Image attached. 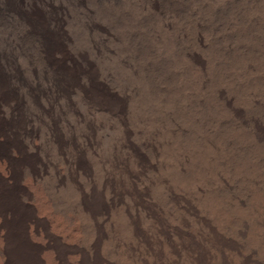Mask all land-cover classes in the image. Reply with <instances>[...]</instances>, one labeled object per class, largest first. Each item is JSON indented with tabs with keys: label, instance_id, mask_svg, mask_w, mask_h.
Listing matches in <instances>:
<instances>
[{
	"label": "bare ground",
	"instance_id": "6f19581e",
	"mask_svg": "<svg viewBox=\"0 0 264 264\" xmlns=\"http://www.w3.org/2000/svg\"><path fill=\"white\" fill-rule=\"evenodd\" d=\"M241 3L0 0V264H234L229 226L264 264V126L249 120L227 163L191 108Z\"/></svg>",
	"mask_w": 264,
	"mask_h": 264
},
{
	"label": "rangeland",
	"instance_id": "374dc122",
	"mask_svg": "<svg viewBox=\"0 0 264 264\" xmlns=\"http://www.w3.org/2000/svg\"><path fill=\"white\" fill-rule=\"evenodd\" d=\"M244 2L246 3V5H245ZM255 2H257V4ZM260 3L261 4H260V8H259V0H242V3L240 4V8L243 11V16H244L245 21H242V19L240 21L238 20L236 22V29H235V31L233 30V32H232L233 27H231V26H228V27L225 26L227 28L223 30L224 33H223L222 36L225 37V38H226V34L225 33H228L229 37H230V34L232 32L230 41H227L226 39L223 38L224 45H225V43L227 44V42H228V44L226 46V52L228 51V53L231 55L230 56L231 57L230 60L227 59V58L225 60H223V61L221 60V62L223 63V66L220 65V67L222 66V68H220L219 71H218V64H216V62H214V61L206 62L208 67H207L206 72H204V75L205 74L206 75L203 76V85L204 86L202 85V87H200V88H198V87L195 88L194 92H193V103H192V107H191L192 108V113L196 117L198 116V119H199V117L203 118V123H204L205 129H206V131H205L206 138L208 140L211 139V141L214 142V145H215L214 151H216V149L218 150L219 158H220V153L223 152L222 155L225 156L224 158H225L226 161L228 160L227 163L230 161V158L232 159V157L234 156V154H235L234 152H236V150L233 152V150L231 149L232 148L231 146H232L233 143L230 144V147H229V144H227V142L229 143L230 140L231 141L238 140V136L241 135L242 130L245 129L246 124H247V122L249 120L250 121L256 120L257 122L261 123L264 126V64H262L259 60L255 59V55L256 54L254 55V53H257V51H260L261 53L264 52V0H261ZM238 6H239V4L235 8L238 9ZM228 8H230V7L223 8V9L219 8L220 12H218L217 18H216V22L218 24L225 17L226 18L224 19L223 22H221V24H224L225 21L228 24L229 17H227V15H228V12L231 10V8H230V10ZM225 10L228 11L227 14H226ZM221 24L219 25V29L220 30H221V26H222ZM237 40L239 41V44H238ZM235 41L237 43H235ZM214 43H216V40H214ZM235 44H236V46H235ZM237 45H240V46L242 45V46L240 47V46H237ZM249 45L252 47L251 49H250ZM242 47L243 48L245 47V48L243 49ZM239 49H240V51H239ZM236 52H239V53H236ZM250 53H252L253 56H254V58L252 57V55L250 56L252 60L250 59V57L248 55ZM203 55H205V54H203ZM227 56H229V55L227 54ZM210 58H211V56L209 55L208 59H210ZM241 59L242 60L246 59V60L242 61ZM237 64H238V67L236 66ZM214 65L217 66V71L215 72L216 76L214 75V77H211L213 74L212 75L211 74L208 75V72L210 71L209 69L213 68ZM250 68L252 69V72H251ZM258 70H259V73H258ZM249 71H250V73H249ZM217 73H218V76H217ZM208 77H210V78H208ZM217 77L220 78V79L218 80ZM214 79H217V80L214 81ZM205 80H207V81H205ZM217 81H220V82H217ZM204 82H205V84H204ZM219 83L221 84V86H222V83H223V86H225V87L222 86V88H220ZM224 83H226V84H224ZM212 84H213V86H212ZM215 85H216V87H215ZM217 87H219V89H220V90H218L219 94H216V89L215 88H217ZM202 89L205 90V91H203ZM221 90H222V93H221ZM210 92H212V93H210ZM218 95H220V96H218ZM221 95H222V97H221ZM218 97H219V99H218ZM223 102H225V104H227V106ZM254 102H256V103H254ZM199 105H201V107ZM221 106H222V108H221ZM225 107H226V110H225ZM232 107H240L241 114H242L241 117H243V120L241 119V121H240L238 119L239 117H236L234 115L235 116V120H236V122L234 124H232V123L235 120L233 122H231V120L228 121V118H231L232 116L230 117L229 116V112H227V111L229 109H232ZM207 108H208V111H206ZM220 109H221V113L222 112H225V113H222L224 115L221 114L220 118L218 116V119L216 121L217 114H218L217 110H220ZM198 111L200 113H197ZM180 112H182V109H180ZM225 114H227V115L225 116ZM214 116H216V117H214ZM181 120H182V116H181ZM220 120L222 121V123L219 124ZM249 124H250V122H249ZM232 126L234 127L233 131H232ZM246 129H247V127H246ZM220 142L223 143V144H221ZM224 143H226L227 145L224 144ZM222 145H223V147H222ZM237 145H240V147H241V144H237ZM224 146H225V148H224ZM250 146L253 148V145H250V143H249V146H246L247 147L246 150L249 148L247 150V152L249 150L250 151L252 150V148H250ZM219 148H220V151H219ZM223 149H224V151H223ZM224 153H226V155ZM227 155H228V157H227ZM224 158H223V163L225 162L224 164L228 165L226 163V161L224 160ZM260 158H259V162L262 161V158L261 159ZM232 162H230V163H232L234 165V162H235L234 159H233ZM236 176L237 175L234 172V173H231L230 178L231 179L233 178V180H234L233 182L234 183L236 182L237 183L236 185L239 186L238 182L242 181L243 176H241V174L238 177H236ZM232 186H233V188L235 187L234 185H232ZM225 188H228V187H225ZM193 193L194 192H191V194H190V192H189L187 194V196L192 198V196L194 197V195H195V193L194 194ZM184 196H186V195H184ZM201 202L203 204H205V206L207 205L205 203L204 199L201 200ZM202 209H205V210H202ZM208 209L209 208H207V206L204 207V208L203 207L198 208V210L201 212V214H206ZM207 214L209 215V212H207ZM207 214H206V216H207ZM192 216L191 215L187 216V219H189L190 225H189V227H187V225H186V227H184V229L185 230L189 229V230H191V232H192V230L196 231V229L199 231L198 234H200V236L202 238L199 237V239H198L197 236H199V235L195 232V234H194L195 238L192 240L194 242H192V241L191 242L193 244V247H196L199 244L198 245V249H201L200 248V243L201 244L202 243L203 244L207 243L206 238H205V234L207 232V227H206V225H202L201 224L200 217H198L196 215H194L193 217ZM190 217H191V219H190ZM207 217H208V220H210L209 218H211V217H209V216H207ZM192 218H193V220H192ZM178 221L179 220H177V222L174 223V224H178ZM195 221L196 222L198 221L197 224H196ZM242 224H241V226H244ZM215 225H217V222L214 223V227H216V228L217 227L218 228L224 227V226H221L220 224L218 226H215ZM194 226H195V229H194ZM201 226H202V228H201ZM204 226H205V228H204ZM234 229L229 226V227L226 228V230L224 229V231H223L227 237L228 236L232 237V235H233L232 238L236 239V241L238 242V247L236 249H234V250L238 251V255H235V263L234 264H256V263H254V259L253 258H255V255H256V253H258V251L248 247L246 238L237 229H235V230ZM245 229H248V228H245ZM169 232L170 233H168V234H169L170 237L174 236V233H173L172 230L169 231ZM232 232H233V234H232ZM237 232L239 234H237ZM200 239H201V241H200ZM241 254L248 255V257L251 260H246ZM217 264H219L218 261H217Z\"/></svg>",
	"mask_w": 264,
	"mask_h": 264
}]
</instances>
